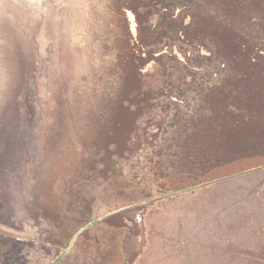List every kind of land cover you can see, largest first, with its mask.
I'll list each match as a JSON object with an SVG mask.
<instances>
[{"label":"rangeland","instance_id":"374dc122","mask_svg":"<svg viewBox=\"0 0 264 264\" xmlns=\"http://www.w3.org/2000/svg\"><path fill=\"white\" fill-rule=\"evenodd\" d=\"M260 1L0 0V264H264Z\"/></svg>","mask_w":264,"mask_h":264},{"label":"trees","instance_id":"16d2710c","mask_svg":"<svg viewBox=\"0 0 264 264\" xmlns=\"http://www.w3.org/2000/svg\"><path fill=\"white\" fill-rule=\"evenodd\" d=\"M262 2L264 3V0H261L260 1V3H258V6H260L261 4H262ZM170 5V7H172V4H169ZM243 5H245V3H243ZM185 9H187V7H185L184 6V8L182 7L181 9H180V11H179V13H183L184 11H185ZM260 26L264 29V21L262 22V23H260ZM255 44H256V42H255ZM205 58H207V57H205ZM218 64H219V62H218ZM259 90V89H258ZM155 172H157V174L156 175H158V177H159V171L158 170H155ZM164 175V174H163ZM163 175H161V177H159V179L160 180H158V178H155V179H151L152 181H160L159 183V185H157L156 187L158 188V189H169L170 187L169 186H167L166 185V182L169 180V179H171V178H173L172 176H171V174H169L168 175V177H164ZM173 179H175V178H173ZM204 180L205 179H201V180H199V182H200V184L201 183H204ZM195 181V180H194ZM193 181V182H194ZM196 182V181H195ZM199 182H197V183H199ZM192 187V186H191ZM186 188H188V187H186ZM185 189V188H184ZM189 189V188H188ZM182 190V189H181ZM187 190V189H186ZM170 191H172L171 193H173L174 191H175V189H170ZM177 191V190H176ZM178 191H180V190H178Z\"/></svg>","mask_w":264,"mask_h":264},{"label":"water","instance_id":"95a60500","mask_svg":"<svg viewBox=\"0 0 264 264\" xmlns=\"http://www.w3.org/2000/svg\"><path fill=\"white\" fill-rule=\"evenodd\" d=\"M94 223V221H92V222H90V224H93ZM69 248H67L65 251H67Z\"/></svg>","mask_w":264,"mask_h":264}]
</instances>
